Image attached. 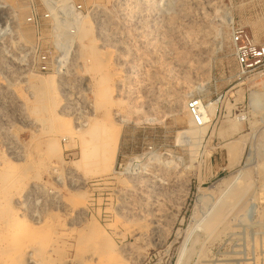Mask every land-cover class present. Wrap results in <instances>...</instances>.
<instances>
[{
	"label": "rangeland",
	"instance_id": "obj_1",
	"mask_svg": "<svg viewBox=\"0 0 264 264\" xmlns=\"http://www.w3.org/2000/svg\"><path fill=\"white\" fill-rule=\"evenodd\" d=\"M74 1L93 28L84 45L109 62L107 99L94 94L102 74L90 52L81 57L74 42L81 21L70 38L46 19L37 30L28 19L43 18L46 0H0V201L42 224L29 264H54L45 255L54 236L55 261L264 264V71L245 73L233 43L241 30L264 45V0ZM67 38L62 76L21 62L24 49L53 52ZM31 74L60 81L56 107L32 111ZM195 98L214 104V119L177 144L189 129L184 103ZM62 120L98 128L72 140L55 128ZM225 204L226 225L211 235L206 224Z\"/></svg>",
	"mask_w": 264,
	"mask_h": 264
},
{
	"label": "bare ground",
	"instance_id": "obj_2",
	"mask_svg": "<svg viewBox=\"0 0 264 264\" xmlns=\"http://www.w3.org/2000/svg\"><path fill=\"white\" fill-rule=\"evenodd\" d=\"M6 1L7 0H5V2ZM92 29L93 28H92V25H91L90 21L87 20V17H84L83 20L79 23L78 29H77V33H76V35L73 38H74V42L79 41L81 44H83L81 46V52H80L81 57H83V54H85L86 51L90 52V65H91V68L93 70H95V71L98 70L102 74L101 79L98 82L97 89H95L97 91L94 94H96V97H98V98L107 99L108 97H110L109 94H108V92H109L110 82L112 80V78L109 77L110 75L109 76L106 75V71H105V69L109 66V62H108V60H106V57H105V59H103L104 58L103 57L104 55L102 56V54L99 53L98 51H94V50L90 51V49L84 45L85 41L90 40V37L92 35ZM0 32L2 33L3 32V29L0 30ZM20 35H21V38L27 40V37L25 36V34H20ZM45 79H40V78L38 79V77H36V75H33V74H31L29 76V78H28V82H27L28 84L27 85H29L28 87L30 88V90H32V93H33V98L30 99V103H32L30 106H31L32 111L34 113H36L35 110H37V109H39L41 107L42 108L44 107V109L47 108V107L50 108V106H53L52 109L54 108V106L56 107V103H57V99H58V93L60 92L59 91V86H60L59 85V82L60 81L56 78V76L51 77V78H49L47 80H45ZM198 88H195L193 93H195V91H197ZM59 97L61 99V96L60 95H59ZM189 98H192V96L189 97ZM111 101H110V103H111ZM58 103H60V102H58ZM184 104H185V109L187 111L189 109V101L188 102H185ZM50 109H48L46 111H49ZM56 109H58V108H56ZM213 111H214V104L213 103H210L208 105H205L204 102L202 101V108H201L202 118H203L204 124L207 125V127L209 126V124H211V122L214 119V113H213ZM55 113H57V112L55 111ZM186 115H187L186 116V118H187L186 120L189 121V129H187L186 132L178 131L179 132V134H177L178 135V138L176 137L177 138V140H176L177 144L181 142L182 137L184 135H186V134H190L192 136L197 137V136H199V133H200V132L197 133L199 131V125L197 124L195 118L193 116H191V115H188V114H186ZM52 116H54V115H52ZM54 120H56V119H54ZM153 121L154 120H152L151 122H153ZM126 123H127V121H126ZM55 128L56 129L57 128H60V129L64 128L66 131H68V133H71L72 134V136H71V139L72 140L74 139L75 136H79L80 134H82L80 136L81 139L83 138L85 140L86 137H87V135H90V136L93 137V134L95 132L94 130L97 129L98 127L97 128H94V130L92 129L89 132L86 131L87 133H85V131H82V130H77V129L72 130L71 124L69 122H67V121H63L62 120V122L61 121H55ZM62 131H64V130H62ZM96 132H97V130H96ZM196 134H197V136H196ZM201 135H202V131H201ZM57 145H58V143H57ZM55 146H56V144L53 141L52 147L56 148ZM91 150H94V149H91ZM90 151H88V152H90ZM107 165H108L107 161L106 162H102L99 165V167H98V168H101V170L98 171V174H103L104 173L103 172V168L104 167H107ZM5 176H7V175H5ZM7 179H8V177H7ZM3 181L4 180H2V182ZM135 183L137 184V186H139V181L138 180ZM245 183H246L245 185L249 186V180H246ZM2 185H4V184H2ZM242 188H243V186H242ZM11 194H12V192H11ZM0 199H1V197H0ZM7 203H8V201H7ZM2 204L3 203H2V200H1L0 201V255H2L3 257H5L4 258L5 259L4 260L5 263L2 262V264L3 263L4 264H29V262L32 259H34V256L36 254L34 255L32 253H28V251H29L30 248H33L34 249V247L31 246V245H33V243L40 242V237H41L40 229L42 227V224L40 222H37V223L33 222L31 224L30 222L25 221L24 220V217H23V219L20 220V219H18L19 217L17 216L18 215L17 211H18L19 208H17V207H16V209L10 208L9 210H7L8 208L5 209L4 208L5 205H2ZM77 205H75V206H77ZM84 205H86V203H84ZM6 206H8V205H6ZM229 207H230V205L227 207L226 204L224 205V207L222 209H219V210H216L217 207H215V210L213 211V217H212V219L209 222H207V224H206V230L207 231H210L211 232V235L215 234L217 228H219L220 226H225L226 225L227 217H229V215H228V211L230 210ZM234 208H236V207H234ZM233 211L234 210H232V212ZM72 212L75 213V214H78L80 216L82 211L81 210H78L77 207H75L74 209L72 208ZM16 213H17L16 216H17L18 221L14 220V218L16 217L15 216ZM44 232H42V233L44 234ZM47 232L50 233L48 230H47ZM43 234H42V236H43ZM45 235H47V234L45 233L44 236ZM50 235H51V233H50ZM49 236H47V237H49ZM44 239H45V237H44ZM91 239H92V237H91ZM93 241H95V240H93ZM43 242H42V245H44ZM45 242H46V245H48L49 242L46 241V240H45ZM89 242H91V240ZM60 244H61V242L59 241L58 237H55L54 236L52 238V240H51V244L49 245L46 254H45L46 249H45V251L43 250L44 254L46 255V259H47L46 261L53 262L54 264H78V263L72 262L68 258L58 259L56 261L54 260L56 258L57 249L59 248V245ZM37 245H38L37 247H39V244H37ZM40 245H41V243H40ZM83 248H85V247H83ZM34 250L36 251V249H34ZM39 253H40V250H39ZM44 254L42 256L43 258H44ZM37 256H38V253H37ZM104 261H105V258H104ZM100 262L103 264V261H100ZM81 264H87V262H82Z\"/></svg>",
	"mask_w": 264,
	"mask_h": 264
},
{
	"label": "built area",
	"instance_id": "obj_3",
	"mask_svg": "<svg viewBox=\"0 0 264 264\" xmlns=\"http://www.w3.org/2000/svg\"><path fill=\"white\" fill-rule=\"evenodd\" d=\"M47 11L41 18L38 13L32 14L28 23L40 30L42 19L53 22L54 31L57 35H74L77 29V22L82 21L85 10L82 5L74 0H46ZM234 45L237 49V59L245 73H251L258 69L264 71V45L256 44L248 35L239 30L234 33ZM68 38L55 44L53 52L43 51L40 43L24 49L21 53V62L31 72L41 74H57L62 76L67 71L70 63L73 48ZM202 101L195 98L189 102V111L195 118L199 127H204L202 118Z\"/></svg>",
	"mask_w": 264,
	"mask_h": 264
},
{
	"label": "crops",
	"instance_id": "obj_4",
	"mask_svg": "<svg viewBox=\"0 0 264 264\" xmlns=\"http://www.w3.org/2000/svg\"><path fill=\"white\" fill-rule=\"evenodd\" d=\"M215 160H217V159H215Z\"/></svg>",
	"mask_w": 264,
	"mask_h": 264
}]
</instances>
